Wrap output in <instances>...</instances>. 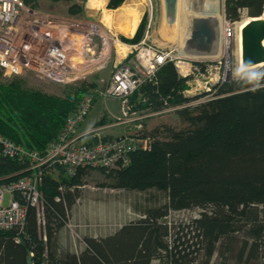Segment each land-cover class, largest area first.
<instances>
[{
    "label": "trees",
    "instance_id": "16d2710c",
    "mask_svg": "<svg viewBox=\"0 0 264 264\" xmlns=\"http://www.w3.org/2000/svg\"><path fill=\"white\" fill-rule=\"evenodd\" d=\"M23 2L36 6L38 0ZM122 2L108 0L107 6L115 8ZM223 4L229 20L243 13L259 15L264 8V0H224ZM83 9L73 2L67 10L76 14ZM143 27L140 22L133 35L121 38L136 42ZM186 85V78L167 60L154 79L144 81L130 95L132 108L159 110L186 101ZM93 86L94 79L67 84L62 94H55L26 85L19 75L0 81V133L44 151ZM138 91L141 100L136 101ZM176 111L181 126L162 124L136 132L148 138V145L130 149L127 164L95 167L105 177L104 184L130 190L155 188L165 193L163 203L147 206L144 216L122 224L112 234L83 237L85 246L78 253L61 251L53 237L52 220L61 223L77 186L92 168L77 166L68 173L61 165H52L39 185L45 224L41 229L35 208L28 206L21 226L0 228V264H149L153 256L168 249L167 225L160 220L166 211L206 206L209 210H201L192 224L212 254L244 219L255 218L253 206L264 203V69L259 74L224 79L212 96ZM22 167L20 159L0 154V176L9 175L0 180L15 178ZM263 229V224L250 228L257 235Z\"/></svg>",
    "mask_w": 264,
    "mask_h": 264
},
{
    "label": "built area",
    "instance_id": "2783aa9c",
    "mask_svg": "<svg viewBox=\"0 0 264 264\" xmlns=\"http://www.w3.org/2000/svg\"><path fill=\"white\" fill-rule=\"evenodd\" d=\"M233 22L223 19L222 38L232 35ZM106 29L86 20H60L23 0H0V69L4 75L29 70L68 82L83 79L111 64L109 76H99L102 85L91 87L79 100L44 151L26 147L0 133V154L18 158L23 164L15 178L0 180V228L21 226L28 206L35 208L38 223L44 222V199L39 185L50 166L59 164L68 173L77 166L120 167L128 163L130 149L147 147L148 138L136 133L139 124L130 131L106 137L104 128L129 122L136 116L130 95L144 81L154 79L165 61L171 60L178 73L186 78L188 87L183 93L188 99L162 110L205 100L223 80L219 56L180 55L173 48L148 41L146 35L128 42ZM100 95L116 97L121 106L120 115L107 113L111 120L105 124L89 125L81 130L80 124Z\"/></svg>",
    "mask_w": 264,
    "mask_h": 264
},
{
    "label": "rangeland",
    "instance_id": "374dc122",
    "mask_svg": "<svg viewBox=\"0 0 264 264\" xmlns=\"http://www.w3.org/2000/svg\"><path fill=\"white\" fill-rule=\"evenodd\" d=\"M100 1L102 2L99 5L90 7L87 4L88 0H38L36 8L53 14L63 21L86 20L89 23L105 27L106 30L116 32L120 36L133 35L139 23L144 22L142 37L146 35L148 41H153L162 47L173 48L176 54L199 56L187 52L190 25L194 20L188 9L199 8L200 4L205 7L212 5L218 18L216 26L220 27V31L215 38L216 41L214 40L216 42L215 55H208L207 57H220L223 80L243 77L252 73L259 74L264 69V63L239 68L238 23L244 17L253 16H247L243 13L239 19L234 20L232 35L228 39L222 38L221 26L223 19H226L224 0H176L177 3L175 2L174 5H177L176 11L178 13L175 22L171 20L172 18L174 20V17H168L169 7L166 0H123L115 8L107 6L108 0ZM73 2H78L84 7L82 12L69 13L68 6ZM200 16L209 18L204 12H201ZM135 20L137 21L133 32L128 34V28L133 25ZM110 65L109 62L99 71L93 72L83 79L68 82L57 81L29 70H24L18 74L4 75L3 70L0 69V81H7L11 77L19 75L24 78L25 84L28 86L49 93L62 94L67 84H76L82 81L88 83L94 79L95 85L98 83L102 85L99 76L108 77ZM187 87L188 85H186ZM210 95L213 94L210 93ZM134 98L136 101L141 100L140 91L136 95L134 94ZM120 107V102L116 97L111 95L96 96L85 120L88 122L92 120L89 125L105 124L111 120L107 113L120 115ZM134 109V114H137L129 122L114 124L116 126L111 125L112 127L109 126L108 128L114 129L116 127L115 131L125 132L137 128V124L140 125V129H151L162 124L179 127L183 124L176 109ZM104 181L105 177L97 168L89 169L83 183L77 188L74 200L66 206L61 223L52 220L53 237L59 250L78 253L85 246L83 237H101L112 234L122 224L144 216V208L147 206L158 205L166 200L165 193L155 188L130 190L111 187L104 184ZM7 199L8 195L5 194L3 202L6 203ZM253 207H255L256 217L244 219L235 228L232 236L226 238L221 246H217L212 254L207 253L201 232L192 224V220L199 216L201 210L208 211L210 207L206 206L204 209L197 207L168 209L160 218L167 225L165 241L168 244V249L166 251L161 250L159 256H153L149 264H264V229L259 235L250 230L251 227H257L259 224L264 225V203L256 204ZM45 221L44 215V222L42 220L39 222L41 229Z\"/></svg>",
    "mask_w": 264,
    "mask_h": 264
},
{
    "label": "water",
    "instance_id": "95a60500",
    "mask_svg": "<svg viewBox=\"0 0 264 264\" xmlns=\"http://www.w3.org/2000/svg\"><path fill=\"white\" fill-rule=\"evenodd\" d=\"M167 6L172 7L176 0H166ZM241 35V62L245 66L264 63V19L252 20L240 29ZM216 33L207 17H197L193 20L187 43L194 51V55H201L202 51L214 42ZM23 242V241H22ZM30 263V255L27 257Z\"/></svg>",
    "mask_w": 264,
    "mask_h": 264
},
{
    "label": "bare ground",
    "instance_id": "6f19581e",
    "mask_svg": "<svg viewBox=\"0 0 264 264\" xmlns=\"http://www.w3.org/2000/svg\"><path fill=\"white\" fill-rule=\"evenodd\" d=\"M100 2H102V1H100V0H88V2H87V4H88V6H90V7H94L95 5H99L100 4ZM177 3V2H176ZM188 6V5H187ZM197 7V6H196ZM122 8V7H121ZM201 8V9H200ZM178 8H177V5H173L172 7L170 6L169 7V11H168V17L169 18H171V17H174V20H173V18L171 19L172 21H176V19H177V10ZM186 9V8H185ZM188 12H191V14H192V17H193V19H195V18H197V17H201L200 16V13L201 12H204L205 14H206V16H209V21L211 22V25H212V27L214 28V30H215V33H216V37L218 36V34H219V31H220V27L219 26H216L217 25V20H218V18L216 17V13H215V11H214V9H213V6L211 5V6H203L202 4H200V7L199 8H195V9H193L192 10V8L189 10L188 9ZM187 12V13H188ZM184 14V13H183ZM197 16V17H196ZM176 17V18H175ZM205 17V16H204ZM104 18H105V16H104ZM260 19H264V10H263V13H261V14H259V15H256V16H253V17H244L243 19H241L240 21H239V23H238V44H239V53H240V69L241 68H246V67H251V66H245V65H242V62H241V35H240V29H241V27H243L244 25H246L247 23H249L250 21H252V20H260ZM103 21V20H102ZM136 21L137 20H135V22L133 23V25H131L129 28H128V31H127V33L128 34H130V33H132L133 32V28H134V26H135V24H136ZM191 26V25H190ZM216 26V27H215ZM189 27V26H188ZM178 30V29H177ZM178 32H180V31H178ZM185 32V31H184ZM126 33V34H127ZM178 36H180L179 34H178ZM215 41H216V39H215ZM213 42L208 48H207V50H205V51H202V53H200L201 55H206V56H208V55H215V49H216V42ZM262 44L264 45V38L262 39ZM189 48H188V51L187 52H192V51H194V49L192 48V47H190V46H188ZM260 63H258V64H255V65H259Z\"/></svg>",
    "mask_w": 264,
    "mask_h": 264
},
{
    "label": "crops",
    "instance_id": "0c3cea01",
    "mask_svg": "<svg viewBox=\"0 0 264 264\" xmlns=\"http://www.w3.org/2000/svg\"><path fill=\"white\" fill-rule=\"evenodd\" d=\"M264 9V8H263ZM131 36V35H130ZM89 119V118H88ZM85 120V119H84ZM83 120V121H84ZM92 122V120H90L89 122L87 121V120H85L84 122H82L81 124H80V129L81 130H83V129H85L87 126H89V124ZM123 123H125V122H123ZM123 123H121V124H123ZM118 125V124H117ZM113 126H116V125H113ZM109 127V126H108ZM108 127H106V128H104L105 130V132H106V134L107 135H117V134H119V133H121V132H117V131H115V128L114 129H110V128H108ZM112 127V126H111Z\"/></svg>",
    "mask_w": 264,
    "mask_h": 264
}]
</instances>
